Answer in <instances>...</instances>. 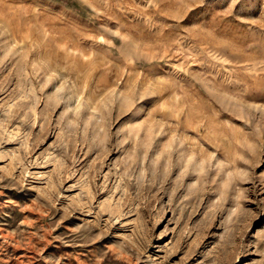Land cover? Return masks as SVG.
Here are the masks:
<instances>
[{"label": "rangeland", "instance_id": "374dc122", "mask_svg": "<svg viewBox=\"0 0 264 264\" xmlns=\"http://www.w3.org/2000/svg\"><path fill=\"white\" fill-rule=\"evenodd\" d=\"M0 264H264V0H0Z\"/></svg>", "mask_w": 264, "mask_h": 264}]
</instances>
